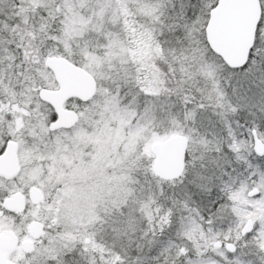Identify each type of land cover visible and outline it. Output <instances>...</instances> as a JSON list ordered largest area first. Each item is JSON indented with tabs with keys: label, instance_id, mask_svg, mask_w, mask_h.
<instances>
[{
	"label": "snow or ice",
	"instance_id": "obj_1",
	"mask_svg": "<svg viewBox=\"0 0 264 264\" xmlns=\"http://www.w3.org/2000/svg\"><path fill=\"white\" fill-rule=\"evenodd\" d=\"M0 264H264V0H0Z\"/></svg>",
	"mask_w": 264,
	"mask_h": 264
}]
</instances>
